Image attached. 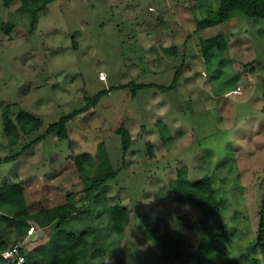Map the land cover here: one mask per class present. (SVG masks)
I'll list each match as a JSON object with an SVG mask.
<instances>
[{
    "label": "rangeland",
    "instance_id": "374dc122",
    "mask_svg": "<svg viewBox=\"0 0 264 264\" xmlns=\"http://www.w3.org/2000/svg\"><path fill=\"white\" fill-rule=\"evenodd\" d=\"M220 3L54 0L33 25L20 1L7 6L0 0V157L21 151L49 124L85 105L87 96L130 81L169 86L181 67L175 88L151 86L134 95L130 87H116L68 123V139L47 134L0 164V185L22 180L30 210H39L65 202L70 191L83 197L84 174L75 158L90 153L92 175L101 161L99 143H106L119 175L101 189L103 203L91 202L73 224L109 232L107 211L98 216L104 203L127 206L131 218L123 235L109 233L92 264H158V247L140 229L145 216L167 219L199 245L182 218L196 217L199 209L176 201L171 187L182 167L193 181L207 173L213 178L230 233L225 259L264 264L257 246L264 190V18L238 13L223 25L197 30ZM219 32L228 37L229 49L214 50L207 62L201 42ZM174 45L178 53L165 50ZM8 104L13 118L26 109L44 122L17 145L4 130ZM124 123L134 139L126 153L118 132ZM47 231L34 224L27 246L42 243ZM3 238L17 242L11 224L0 226Z\"/></svg>",
    "mask_w": 264,
    "mask_h": 264
},
{
    "label": "trees",
    "instance_id": "16d2710c",
    "mask_svg": "<svg viewBox=\"0 0 264 264\" xmlns=\"http://www.w3.org/2000/svg\"><path fill=\"white\" fill-rule=\"evenodd\" d=\"M14 1H20L19 10L28 13L35 25L39 13L54 0H4V3L9 6ZM238 13L250 18H264V0H221L219 8L212 10V15L199 21L197 30L223 25ZM4 27L7 31L11 29L10 24ZM229 43L228 37L223 32L203 39L201 51L206 61H210L214 50L228 51ZM165 50L176 54L178 46L174 45L165 48ZM180 76L181 67L178 68L169 86L130 81L116 87H130L134 95L137 94L138 89L151 86L167 91L176 87ZM116 87L111 86L98 91L95 95L87 96L85 105L73 109L72 112L49 124L45 133L29 141L21 151L0 157V164L19 158L47 134L54 133L60 139H68V123L76 116L97 106L102 97ZM2 119L8 142L11 145L19 144L23 135L32 134L39 130L44 123L39 116L26 109H20L13 118L12 107L9 104L2 110ZM118 132L122 135L124 153H126L134 139L125 123L118 128ZM161 137L164 141L171 138L165 124L161 125ZM98 148L99 153L97 152V154L101 157V161L96 172L92 175L89 173L88 166L91 154L84 152L75 158L78 169L84 174L85 186L82 191L85 194L83 197H79L78 191H70L67 193L65 202L32 211L27 203L22 180L0 185V210L2 211L0 226L11 224L15 230L17 241H24L34 224L42 229H48L42 243L33 247H29L25 243L20 248L21 253L25 256L24 264H92V258L99 253L102 245H105V239L110 232H115L119 236L123 235L130 222L131 211L127 206L119 203L110 205L104 203V208L98 209V216L107 211L109 232H104V229H98L89 223L84 227H77L73 224L75 215L81 217L84 210L89 212V208L94 203H103L101 189L119 175V170L114 168L107 155L106 143L102 141ZM171 187L176 201L199 209L196 217L191 218L183 215L182 218L185 225L200 237V241L199 245L195 247L189 236L178 231L165 218L143 217L140 221V229L158 247V264H232L230 260L225 259L230 233L226 229L219 194L212 176L207 173L193 181L189 178L188 169L182 167L178 170L176 179L171 182ZM91 202L94 203L91 204ZM259 213L257 246L264 256V190ZM9 246L7 239H0V263L6 260L2 252ZM11 263L17 264L15 261Z\"/></svg>",
    "mask_w": 264,
    "mask_h": 264
},
{
    "label": "built area",
    "instance_id": "2783aa9c",
    "mask_svg": "<svg viewBox=\"0 0 264 264\" xmlns=\"http://www.w3.org/2000/svg\"><path fill=\"white\" fill-rule=\"evenodd\" d=\"M24 241H17L10 245L7 249L2 252L3 257L10 262H16L17 264H24L25 256L21 253L20 248L25 244Z\"/></svg>",
    "mask_w": 264,
    "mask_h": 264
}]
</instances>
